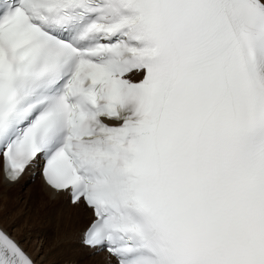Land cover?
<instances>
[{"label":"snow or ice","instance_id":"1","mask_svg":"<svg viewBox=\"0 0 264 264\" xmlns=\"http://www.w3.org/2000/svg\"><path fill=\"white\" fill-rule=\"evenodd\" d=\"M0 177L94 264H264V0H0Z\"/></svg>","mask_w":264,"mask_h":264},{"label":"rangeland","instance_id":"2","mask_svg":"<svg viewBox=\"0 0 264 264\" xmlns=\"http://www.w3.org/2000/svg\"><path fill=\"white\" fill-rule=\"evenodd\" d=\"M35 181L38 182L39 180H35ZM28 184L30 183L27 182L25 186V182L21 181L20 183L10 186L9 190L5 192L10 193L9 195L12 196H10L9 199H6L5 201L1 200L0 198V224L12 225V227L9 228V231H11L14 236L21 239L25 248L28 251H31L36 256L37 262L39 264H65V263L77 264V262L82 263L84 260H86V257H88L89 255L80 253L79 251L77 252L78 250L77 245H74L73 241H71L73 245L71 244L69 246L70 247L69 249L71 250L70 254L68 250L66 252L61 251L65 248L63 245L62 248H60L61 247L60 242L62 236L53 237L49 241L50 244L47 242V238L49 237V235H47L46 232L54 235L57 233L56 231L53 230V228L50 227L47 228L46 230L43 229L44 223L45 221H47V219L38 220L37 227L39 228L36 227L34 228L30 224L26 223L24 220L22 221V219L19 220V218L21 217H23V219L26 218V213H27L26 207L28 202L24 203L23 202L24 199L20 198V195H22L23 191L27 190ZM2 191L3 188L2 185L0 184V192ZM36 191L37 189H34V193H36ZM61 201L63 202L62 203L63 206L68 205L63 200ZM42 220L44 221L43 223ZM71 232L72 233H70L68 237H71L72 240V235L77 233V230L76 231L72 230ZM52 248L54 251H56L54 253V256L52 255L53 254ZM80 248H82V246H80ZM84 252L86 251L84 250ZM78 253L81 256H79Z\"/></svg>","mask_w":264,"mask_h":264},{"label":"bare ground","instance_id":"3","mask_svg":"<svg viewBox=\"0 0 264 264\" xmlns=\"http://www.w3.org/2000/svg\"><path fill=\"white\" fill-rule=\"evenodd\" d=\"M38 180H39L38 182L35 181L34 183L28 184L27 190L23 191L22 195H20V198L24 199L23 202L24 203L28 202V203L26 207L27 210L26 218L23 219V217H21L19 218V220L22 219V221L24 220L26 223L30 224L34 228L35 227L39 228L37 227L38 220L47 219V221H45L44 223L43 229L46 230L47 228L50 227L57 232L55 235L46 232V234L49 235V237L47 238V242L49 243L50 239H52L53 237L62 236L60 242L61 244L60 248H62V245L65 248L61 251L66 252L68 250L70 254L71 250L69 249L70 248L69 246L71 244L73 245V243H71L72 241L71 237L68 236L70 235V233H72L71 232L72 230L73 231L79 230L82 224V217L80 216L78 210L73 209L71 205L68 204L63 206L62 204L63 202L61 200L52 199L49 195L50 190H47L45 186H43L42 181L40 179ZM0 184L2 185L3 188V191L0 192V198L1 200L5 201L6 199H9L10 196H12L9 195L10 193H7L5 191L9 190V187L13 186L14 184L8 185L3 183L2 177H0ZM34 189H37L36 193H34ZM43 220L42 223L44 222ZM52 251H53L52 255L54 256V253L56 251H54L53 248ZM85 251L87 252V250ZM29 252L32 253L31 251ZM94 259L95 258L89 255L88 257H86V260H84L82 263L77 262V264H94Z\"/></svg>","mask_w":264,"mask_h":264}]
</instances>
